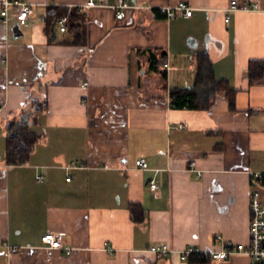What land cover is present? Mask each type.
Returning a JSON list of instances; mask_svg holds the SVG:
<instances>
[{
  "label": "crops",
  "instance_id": "crops-1",
  "mask_svg": "<svg viewBox=\"0 0 264 264\" xmlns=\"http://www.w3.org/2000/svg\"><path fill=\"white\" fill-rule=\"evenodd\" d=\"M21 1L33 7L26 20L12 7L5 24L0 7V264H189L149 249L249 246L254 175L264 173V75L252 81L249 68L264 61V0ZM234 1L258 9L229 12ZM181 2L192 17L162 12ZM51 7L86 15L82 42L59 26L48 34ZM203 54L233 103L221 91L209 110L174 108L171 90L195 86ZM40 102L42 139L28 164L10 166L7 125L34 118ZM141 157L150 169L136 168ZM132 204L144 207L143 222ZM62 232L65 250L44 246V235Z\"/></svg>",
  "mask_w": 264,
  "mask_h": 264
},
{
  "label": "trees",
  "instance_id": "trees-1",
  "mask_svg": "<svg viewBox=\"0 0 264 264\" xmlns=\"http://www.w3.org/2000/svg\"><path fill=\"white\" fill-rule=\"evenodd\" d=\"M68 16V31L75 34L77 40L82 42L85 39V32L82 30L85 24V14L79 13L78 9L51 7L46 15L47 32L52 37L55 23L62 17ZM163 65L166 56H162ZM166 72V71H165ZM252 81L264 75V61H254L249 68ZM221 91H227L230 101L233 103L235 91L228 82L219 81L214 72L213 62L208 54L199 58L196 84L192 89L175 88L171 90L170 97L172 106L176 109L209 110L215 102V98ZM37 114L34 118H22L19 121H11L7 125V151L6 160L10 166L28 164L30 158L42 139V135L33 129L38 119V114L45 109L46 103H35ZM132 218L140 223L145 220V209L140 204H132ZM189 264H212V256L206 252H198L191 255Z\"/></svg>",
  "mask_w": 264,
  "mask_h": 264
},
{
  "label": "built area",
  "instance_id": "built-area-1",
  "mask_svg": "<svg viewBox=\"0 0 264 264\" xmlns=\"http://www.w3.org/2000/svg\"><path fill=\"white\" fill-rule=\"evenodd\" d=\"M97 6H109L105 1H96L89 0L87 4L82 6L85 9H91ZM1 15L3 17V22L8 23V17L10 14V9L12 7H18L19 9V18L21 20L28 19L33 14V7L31 3L24 2L21 0H0ZM127 8V4L114 6ZM258 6H240L236 1L232 2V6L229 8V12L233 11H251L257 10ZM162 12L165 13L169 18L175 17L177 15H184L186 17H192L194 9L186 2H181L175 7H165L162 8ZM126 16L125 11H120L118 13V18L123 19ZM68 16L62 17L57 21V26H59L62 32L68 31ZM229 16L226 19V22H229ZM165 69L167 71H172L174 69L172 63L168 60L165 62ZM88 85V84H87ZM186 126H180L181 129H184ZM83 163H73L71 168L83 167ZM136 168L140 170L150 169V164L145 157H141L136 161ZM189 170L197 173L199 178L204 176V172L199 170L196 162L190 164ZM254 178L259 181L261 187L254 188L251 198V225H250V235L251 242L249 246H243L235 244L231 241L223 242V248L220 251L210 252L213 260H225L235 254H247L252 259V264H264V192L262 191V186L264 187V173H256ZM72 178L68 180L71 181ZM150 187L153 191H159L161 186L158 181L152 180ZM65 233H48L42 237V242L44 246L52 249L65 250ZM221 240V237L217 238ZM17 248H13L12 252H17ZM154 253L158 258H164L169 255H178L182 261H189V258L192 254L198 253L199 250L195 248H188L186 250H174L169 247L168 244L161 243L157 245H152L149 249ZM67 253L71 254L72 250L67 249ZM207 253V252H206Z\"/></svg>",
  "mask_w": 264,
  "mask_h": 264
},
{
  "label": "water",
  "instance_id": "water-1",
  "mask_svg": "<svg viewBox=\"0 0 264 264\" xmlns=\"http://www.w3.org/2000/svg\"><path fill=\"white\" fill-rule=\"evenodd\" d=\"M55 26H57V22L55 23Z\"/></svg>",
  "mask_w": 264,
  "mask_h": 264
}]
</instances>
